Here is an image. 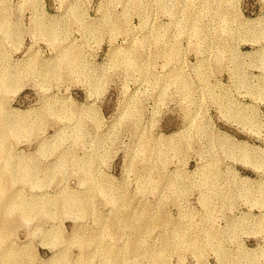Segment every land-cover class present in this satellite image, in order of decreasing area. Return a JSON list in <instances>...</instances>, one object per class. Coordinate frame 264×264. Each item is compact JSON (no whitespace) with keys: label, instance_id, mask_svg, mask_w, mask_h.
<instances>
[{"label":"rangeland","instance_id":"obj_1","mask_svg":"<svg viewBox=\"0 0 264 264\" xmlns=\"http://www.w3.org/2000/svg\"><path fill=\"white\" fill-rule=\"evenodd\" d=\"M0 264H264V0H0Z\"/></svg>","mask_w":264,"mask_h":264}]
</instances>
